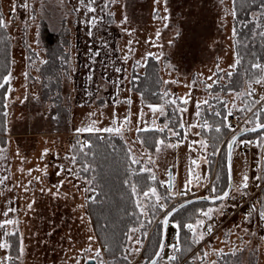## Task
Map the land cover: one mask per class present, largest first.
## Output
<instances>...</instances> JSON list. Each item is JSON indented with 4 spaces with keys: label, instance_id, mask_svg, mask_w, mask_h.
I'll list each match as a JSON object with an SVG mask.
<instances>
[{
    "label": "rangeland",
    "instance_id": "rangeland-1",
    "mask_svg": "<svg viewBox=\"0 0 264 264\" xmlns=\"http://www.w3.org/2000/svg\"><path fill=\"white\" fill-rule=\"evenodd\" d=\"M27 2L29 7L25 9L19 6L24 0H0V14L7 22V37L11 44L9 71L12 73L5 94L6 140L0 142V180L3 181L0 183V222L5 219L19 221L18 226L9 224L0 228V239L4 231L15 232L18 238L16 253L0 248V264H84L87 257L98 260L97 264L101 260L106 264L87 203L84 209L77 207L85 203L92 192L84 191L90 188L89 179L77 163H72L74 155L70 146L78 142L82 144L84 134L88 133H78L77 128L120 126L122 133H113L125 139L142 168L151 169V174L155 175L164 191L161 195L157 190L162 197L160 203L167 205L165 209H158L154 217L142 215L140 223L132 227L138 230L127 232L133 238L131 241L126 238L127 260L124 258L125 262L119 264H145L143 253L148 239L154 232L158 233L160 227V241V222L164 214L191 196L214 195L210 183L219 154L226 153L221 149L226 143L224 140L217 146L219 151L216 155L208 148L205 151L198 144L192 145L193 140H204L194 134L204 127L200 115L214 106L213 98L227 102L226 116L232 113L228 116L230 136L254 123L252 112L247 111L250 100L260 101L251 104L254 112L264 105L261 101L264 84H252L249 88L247 83L243 90L238 91L212 90L214 84L228 80L227 73L232 72V65H235L231 0H223L222 3L221 0H168L167 12L164 0L158 4L156 0H94L91 4L94 12H89L86 7L89 0H83V4L80 0ZM13 5H16L14 9ZM76 8L80 10L75 11ZM125 16L127 22H124ZM250 16L256 23L264 25V8ZM42 20L52 29L64 25L70 41L68 62L60 71V89L54 93V100L53 95L44 97L45 79L40 66L46 59V53L39 34ZM149 52L155 59L160 57L156 61L161 88L168 96L160 104H151L157 106L155 112L148 107L150 104L141 101L131 84L136 75L144 73ZM163 81L175 83L164 84ZM208 84L212 87L208 88ZM249 91L251 96L246 95ZM185 99L187 104L183 103ZM128 100H131L130 104ZM205 100L207 104L203 103ZM172 101L180 103L178 109L184 125L183 137L177 140L176 133L171 131L167 140L159 139L165 141L159 152L156 148L150 151L136 138V129L163 128L165 124L160 123L158 117L165 113L167 104ZM160 109H163L162 113ZM126 116L130 122L125 121ZM192 125L196 127H190ZM248 139L237 142L232 158L233 184L240 185L245 174L249 177L246 194L234 193L235 200L230 197L227 201L208 203L199 209L189 223L195 224L197 219L203 218L202 211L219 209L223 204V214L213 213L212 220H206L205 226L199 229L204 231V239L193 243V250L185 258L177 259L176 264H264V221L260 220L258 210L259 200L263 197L264 178L256 179L257 176L264 177L259 164L264 162V155L252 141L242 142ZM168 144H176L177 147H167ZM45 149H48L47 155H43ZM201 156H206L208 162L214 161L210 175L208 163L202 162ZM192 160H197L200 166L193 165ZM61 166L65 171L57 175ZM68 168L78 172V177L68 173ZM189 168L200 179H193L185 188ZM169 172L172 180L170 190ZM61 180L65 181L62 187ZM57 188L62 194L59 198L48 191L55 192ZM184 191H187L186 196L179 195ZM143 192L139 196L141 202L153 203L155 198L146 200ZM30 203L31 209L28 208ZM81 215L85 216L83 222ZM207 223L213 226L211 233L206 230ZM174 224L169 222L167 226L164 250L158 264H170L168 257L178 256L179 252L172 248L177 241ZM145 232L147 235L143 234ZM21 234L23 255L19 252ZM89 236L93 237L92 241H89ZM133 248L139 251L133 252ZM97 249L100 250L99 257ZM8 257H11L10 261Z\"/></svg>",
    "mask_w": 264,
    "mask_h": 264
},
{
    "label": "trees",
    "instance_id": "trees-1",
    "mask_svg": "<svg viewBox=\"0 0 264 264\" xmlns=\"http://www.w3.org/2000/svg\"><path fill=\"white\" fill-rule=\"evenodd\" d=\"M262 4H264V0H235V5H233V0H231V9L233 11L234 8L236 12L235 16L232 15V24L237 33L236 36H233V44L236 59L238 53L240 63L238 65L235 64L231 72L232 75L228 76V80L225 83L221 84L218 82L213 85L212 90L214 92L220 90L223 92L243 90L249 81L261 75L258 70L251 68V64L255 62L262 63L264 60V37L260 35L261 32H264V25L256 23L250 15L252 12H260L263 9L261 7ZM39 34L46 53V59L42 66H40V69H42L41 75L45 79L44 94L46 96L44 95V97L53 95L52 98L54 100L56 99L54 93L56 94L60 89V71L66 67L68 62L69 54L67 47L70 42L68 31L64 25L58 29H52L45 20H42L39 26ZM10 60L11 44L7 37V31L6 28H0V84H4V87H0V142L6 140V116L4 113L5 94L8 87V83H4L2 78L10 70ZM48 80L49 82L47 83ZM131 84L144 104H160L164 101L165 97H168L161 88L162 80L159 76V65L153 56H148L144 73L136 75ZM213 99L215 102L214 106L200 115V120L204 124L207 122L209 126L208 128L201 127L199 129L200 136L207 141L208 151L211 153L222 141L225 140L227 144L233 134H235L233 133L229 136L230 128L224 126L225 124H229L228 119L227 121H223L227 111L224 101L218 98ZM179 104L169 102L165 113L158 117L160 123L167 125V127L161 128L163 131L155 127L144 128L139 132L136 131V138L140 143L141 141H145L141 143L143 146L150 151L154 150L156 142L159 139L167 140L171 131L176 133L177 140L182 139L183 127H181L182 116L178 109ZM251 104L252 100L249 102V107ZM260 109H264V105ZM216 112L221 113V115L217 116ZM251 118H254V116ZM261 119L264 121V115L261 116ZM253 125L254 123L250 126ZM217 126L221 127L219 133L216 131ZM260 137H264V130L260 129L255 132L246 133L239 137L237 141L249 138L248 140L252 141L264 155V148L257 146V141ZM84 138L85 140L82 144L73 143L70 146V151L76 157L77 164L86 178L90 181L95 177L93 183L89 185L90 188H96V192H92V196H96L97 199L95 203H91L89 200L87 202V209L91 216L95 236L103 249L106 264H119L125 258L127 246L126 234L130 228L140 223L142 217L139 210L135 208V197L131 195V184L136 183L139 192L155 186H157L155 188L161 195H163L164 191L158 180L155 179L153 181L150 178L151 173L140 172L142 168L140 163L130 164V160L128 159L129 148L122 136L108 132H88L84 134ZM226 144L221 148L222 152L227 150ZM74 145L75 147H73ZM81 145H84V147L81 148ZM84 163L91 165V169L87 172L82 169V164ZM259 164L262 165L260 170L263 171L262 175H264V162ZM213 168L214 161L211 159L208 162L209 175L212 173ZM124 180H128L129 184H124ZM227 183L226 153H223L219 154L215 165V174L210 183L211 190L213 188L216 189L214 195L221 194L225 190ZM215 202L219 201H195L189 203L174 212L169 222L175 223L179 220L189 223L194 220L199 209L204 208L208 203ZM262 209H264V191L263 197H261L258 203V210L261 211ZM157 211L154 215L150 212L149 216L154 217ZM134 212L135 215H133ZM159 238L160 227L158 228V233L154 232L148 239L145 252L143 253L146 257L145 264L151 260L157 251L160 242ZM8 239L12 245L10 250L14 254L18 249L17 235L10 236ZM174 245L180 249L177 259L185 258L193 250L194 246L191 232L187 228L177 230V241ZM176 262L177 260L172 261L171 264H176ZM10 264L14 263L10 262Z\"/></svg>",
    "mask_w": 264,
    "mask_h": 264
},
{
    "label": "snow or ice",
    "instance_id": "snow-or-ice-1",
    "mask_svg": "<svg viewBox=\"0 0 264 264\" xmlns=\"http://www.w3.org/2000/svg\"><path fill=\"white\" fill-rule=\"evenodd\" d=\"M61 2H63V0H61ZM112 2H115V0H112ZM160 2V0H156V3L158 4ZM223 2V0H221V3ZM80 3L83 4V0H80ZM94 3V0H89V5H86L87 9L89 12H94L95 11V8L91 7V4ZM164 3H165V12L168 11V8H167V3H168V0H164ZM233 5H235V0H233ZM20 7L22 8H25L27 9L29 7L28 5V2L27 0H24V3L20 4L19 5ZM106 6V5H105ZM16 7V5H13V9ZM262 8H264V4L261 5ZM75 11H79L80 9L79 8H76L74 9ZM111 15V13H109ZM233 16L236 15V12H235V9L233 8V11L231 13ZM33 19H35V17H33ZM127 16L124 17V22H127ZM164 19H168V17H164ZM87 23V21H86ZM94 23V22H93ZM7 27V22L4 20L2 14H0V28H6ZM165 27H167V25H165ZM236 30L235 28H233V36H236ZM88 35L91 36L92 35V32L89 31L88 32ZM260 35L262 37H264V32H261ZM157 36L159 37V32H157ZM129 43H131V41H129ZM171 44V41L169 42ZM149 56H153L154 54L149 52L148 53ZM161 55H163V53H161ZM159 56L156 57L157 60H159ZM126 59V57H125ZM139 63V62H137ZM240 63V58H239V54L237 53V59H236V62L235 64L238 65ZM170 66V65H169ZM217 67V73L220 71L219 69V65L216 66ZM232 67H235V65H232ZM251 68L252 69H256L258 70L261 75L257 76L256 78H254L253 80L249 81L248 82V87L251 88L252 87V84H264V64H261L259 62H255V63H252L251 64ZM117 72L120 71V69H116ZM215 75V73H214ZM228 76H231L232 73L231 72H228L227 73ZM12 76V73L11 71H9L5 76H3V81L4 83H8L10 78ZM25 76H27V73H25ZM209 80L212 79V77H208ZM164 84H168V83H175V81H163ZM215 83V81L213 82ZM0 87H4V84H0ZM208 88H211L212 85L211 84H208L207 85ZM11 88L9 87L8 91L11 92ZM166 95V93H165ZM247 96H251L252 95V92L249 91L246 93ZM7 99V98H6ZM25 99H27V96L25 97ZM36 99H39V97H36ZM261 101H264V97H261ZM127 103H131V100H128ZM172 103H175V101H172ZM184 104H187L188 103V100H184L183 101ZM204 104H207L208 101L205 100L203 101ZM225 103V107H227V102H224ZM252 103L254 104H258L260 103V101H253ZM199 103L197 104V109H199ZM5 107H7V104H5ZM148 107L150 109L153 110V112L156 111V108L157 106L155 105H148ZM161 113L163 112V109H160ZM183 111H186V109H183ZM247 111L248 112H252L253 116H254V127L250 128V129H244V131H252V132H255L257 129H261V130H264V121H262L261 119V116L264 115V109H260L259 111H253V109L251 107H248L247 108ZM4 115L6 116L7 113L5 112ZM197 116L200 115L199 111H197L196 113ZM216 115L217 116H220L221 113L219 112H216ZM232 115L231 112L228 113V116ZM228 116H224L223 118V121H227L228 119ZM125 121L126 122H130V119L128 116L125 117ZM249 122H252V121H249ZM223 123V122H222ZM184 125L181 124V127H183ZM204 127H208L209 125L207 124V122H205V124L203 125ZM224 126L226 127H229L231 128V125L230 124H225ZM165 127H167V125H165ZM192 128H195L196 126L195 125H192L190 126ZM76 131L78 133H83V132H89V133H92V132H108V133H117V134H121L122 133V126L120 127H109V128H104V129H99V128H94V127H81V128H77ZM137 132L141 131L140 128H137L136 129ZM160 131H163V129H160ZM216 131L217 133H219L221 131V127L220 126H217L216 127ZM175 135V133H173ZM195 135L199 136L200 133L199 132H196L194 133ZM145 141H141V143H144ZM237 136L236 135H233L231 140H229L227 142L228 144V153H227V167L229 169V175L231 177V167H232V150H233V147L237 144ZM243 143H251V141H242ZM79 143V142H78ZM165 144V141L164 140H159L156 142V150L157 152L160 151V148L162 145ZM198 144L203 150H207L208 148V143L206 140H193L192 141V145H196ZM192 145H189V147L191 148ZM167 147H172V148H175L177 147L176 144H168L166 145ZM257 146L258 147H262L264 148V137H260L257 141ZM75 147V145L73 146ZM84 145H81V148H83ZM219 151L218 148L214 149L213 151V155H216L217 152ZM48 153V149H45L44 150V153L43 155H47ZM67 159V157H66ZM128 159L130 160V164H139L140 161L137 160L133 155H132V152H131V149H129V152H128ZM149 159H151L149 157ZM71 160H72V163L75 164L77 163V160H76V157L73 156L71 157ZM200 160L204 163H208V159L206 156H201L200 157ZM191 163L193 165H196V167H199V163L197 162V160H192ZM82 169L83 171L87 172L91 169V165L88 164V163H84L82 164ZM129 169H130V165H129ZM65 171V169L63 168V166L60 167V171L57 172V175H60V172H63ZM68 173L70 174H73V175H77L78 177V172H74V170L72 168H68L66 170ZM140 172H149L151 173V169L145 167V168H141L140 169ZM188 173H189V179L186 181L185 183V188H187V186L189 184L192 183V180L193 179H196V180H199L200 179V176L199 175H196L194 172H193V169L192 168H189L188 170ZM150 178L155 181L156 177L154 174H151L150 175ZM264 177H261V176H257L256 179L257 180H260ZM95 180V177L92 178V180H90L88 183L89 184H92L93 181ZM3 181L0 180V183H2ZM31 183V182H29ZM65 181L61 180L60 181V187H62L64 185ZM163 183V182H162ZM124 184H129V181L128 180H124ZM168 185H169V190L171 189L172 187V180L170 179L169 182H168ZM249 187V177L247 174L243 175L242 177V182L240 185H234L231 183V180H230V183L228 185V191H223L222 194L220 195H214L213 196V199L214 200H219V201H227L230 197L235 200V195L234 193H241L242 195L243 194H246V190L248 189ZM27 190V189H26ZM49 193L51 195H53L54 197H57L59 198L62 194L60 193L59 191V188H57V191L53 192L51 189H48ZM85 192H96V188L95 187H91V188H85L84 189ZM213 193L216 192V189L213 188L212 189ZM41 192H44V189L41 188ZM143 197L147 200L148 198L150 197H154L155 198V201L154 203H151V204H146V203H142L139 196H140V192L138 191V187H137V184L136 183H132L131 184V195L133 197H136L134 203H135V208L139 210V213L140 215H147L149 214L150 212L154 215L155 212L158 210V209H165L167 207V205L165 203H160L162 197L157 193V189L155 187H151L149 188L147 191H144L143 193ZM179 195L181 196H186L187 195V191H184V192H181L179 193ZM170 196H171V193H170ZM65 198L66 195H65ZM96 199L97 197L96 196H92V197H88L86 198V201L85 203H82V204H79L77 205L78 208L80 209H84L85 206H86V203L90 200L91 203H95L96 202ZM204 199H207V197H204ZM33 203H35V201H33ZM181 208L184 207L183 204L180 205ZM28 208L31 209L32 208V203L28 204ZM176 208H172L171 211H167L166 214H164V217H163V220L160 222L165 228H167L168 224H169V218L172 217L173 213L176 212ZM9 211H15L14 209H9ZM73 211H75V209H73ZM215 212H219L220 214H223V204L221 205V207L219 209H215V208H208L207 211H202V217L203 218H199L196 220L195 224L193 223H184L182 221H179L177 220L175 222V224L173 225L177 230L181 229V228H187L191 233H192V242L193 243H199L201 240L204 239V231H200L199 229L202 228L203 226H205V223H206V220L207 221H211L212 218H213V213ZM8 213L6 212L5 213V216H7ZM133 215H135V212L133 213ZM259 217H260V220L261 221H264V209H262L260 212H259ZM206 218V219H205ZM85 219V216L84 215H81L80 216V220L83 222ZM89 222H91L89 220ZM149 223H151V221H149ZM9 224H12L14 226H18L19 224V221L18 220H10V219H5L4 221L0 222V228H6L7 225ZM143 227V224L141 223V228ZM138 229L136 228H130L129 229V233H132V232H135L137 231ZM206 230L208 233H211L213 231V226L211 223H207L206 225ZM16 233L15 232H8V231H4L3 233V238L0 239V248L2 249H10L11 248V244L9 243V240H8V237L10 236H13L15 235ZM144 235H147V233H143ZM126 238L127 240L131 241L132 240V236L129 235V234H126ZM89 241H92L93 240V237L92 236H89L88 237ZM137 243H140V241H137ZM105 247H107V245H105ZM160 251L156 252L154 255L155 257H159L161 252H163L164 250V244H163V241L160 242ZM174 251H179L180 249L177 248L176 245H172ZM127 251V249L125 250ZM133 252H137L139 251V249L137 248H133L132 249ZM222 251V250H221ZM19 252L21 255H23V252H24V247H23V237H22V234H21V239H20V248H19ZM234 254V253H233ZM96 255L97 257L100 256V250L97 249L96 251ZM205 255H207L205 253ZM9 261L11 260V257H8L7 258ZM125 259L127 260V256H125ZM168 260L171 264L172 261H176L177 260V256L175 255H171L168 257ZM100 264H104V261L101 260L100 261ZM151 264H158V260L157 259H152L151 260Z\"/></svg>",
    "mask_w": 264,
    "mask_h": 264
},
{
    "label": "water",
    "instance_id": "water-1",
    "mask_svg": "<svg viewBox=\"0 0 264 264\" xmlns=\"http://www.w3.org/2000/svg\"><path fill=\"white\" fill-rule=\"evenodd\" d=\"M252 127H254V125L253 126H247V127H244V128H241L240 130H238L235 134H233V135H236L237 136V139L239 138V137H241L242 135H244V134H246V133H249V132H252V131H244V129H250V128H252ZM257 130H260V129H257ZM232 138V137H231ZM231 138H230V140H231ZM234 148V147H233ZM227 153H228V144H227V150H226V166H227ZM232 158H233V150H232ZM227 174H228V183H227V186H226V188H225V190L224 191H228L229 189H228V185H229V183H230V180H231V183L233 184V175H232V167H231V177H230V175H229V169H228V167H227ZM171 179V172H169V180ZM169 180H168V182H169ZM222 194V193H221ZM220 195V194H219ZM213 196L214 195H212V196H206V195H197V196H191V197H189V198H187V199H185V200H183V201H181V202H179V203H177V204H175L172 208H176L177 210L178 209H180L181 207H180V205L181 204H183L184 206L185 205H187V204H189V203H192V202H195V201H219V200H214L213 199ZM204 197H207V199H204ZM172 208H170L168 211H171V209ZM176 210V211H177ZM169 220H170V218H169ZM166 230H167V228H165L163 225H162V230H161V239H160V242L161 241H163V244H165V240H166ZM160 242H159V245H160ZM158 251H160V247L158 246V248H157V251L156 252H158ZM155 252V253H156ZM152 259H159V257L157 258V257H155V255H153V257L151 258V260ZM151 260L147 263V264H151ZM84 264H97V260L95 259V258H93V257H87L86 259H85V261H84Z\"/></svg>",
    "mask_w": 264,
    "mask_h": 264
},
{
    "label": "bare ground",
    "instance_id": "bare-ground-1",
    "mask_svg": "<svg viewBox=\"0 0 264 264\" xmlns=\"http://www.w3.org/2000/svg\"><path fill=\"white\" fill-rule=\"evenodd\" d=\"M257 164V163H256ZM166 214V213H165Z\"/></svg>",
    "mask_w": 264,
    "mask_h": 264
}]
</instances>
